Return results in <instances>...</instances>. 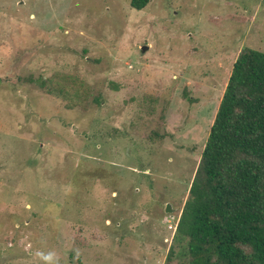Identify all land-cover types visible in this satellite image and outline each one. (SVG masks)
I'll return each mask as SVG.
<instances>
[{"label":"rangeland","instance_id":"obj_1","mask_svg":"<svg viewBox=\"0 0 264 264\" xmlns=\"http://www.w3.org/2000/svg\"><path fill=\"white\" fill-rule=\"evenodd\" d=\"M243 47L264 0H0V264H164Z\"/></svg>","mask_w":264,"mask_h":264},{"label":"trees","instance_id":"obj_2","mask_svg":"<svg viewBox=\"0 0 264 264\" xmlns=\"http://www.w3.org/2000/svg\"><path fill=\"white\" fill-rule=\"evenodd\" d=\"M164 264H264V51L232 65Z\"/></svg>","mask_w":264,"mask_h":264},{"label":"built area","instance_id":"obj_3","mask_svg":"<svg viewBox=\"0 0 264 264\" xmlns=\"http://www.w3.org/2000/svg\"><path fill=\"white\" fill-rule=\"evenodd\" d=\"M177 223H178V220H177V222H175V221H174V222H172V220H170V223H169V225H168V226H169L170 228H172V226H173V224H174V226H173V227H174V230H176Z\"/></svg>","mask_w":264,"mask_h":264},{"label":"water","instance_id":"obj_4","mask_svg":"<svg viewBox=\"0 0 264 264\" xmlns=\"http://www.w3.org/2000/svg\"><path fill=\"white\" fill-rule=\"evenodd\" d=\"M147 48L148 47L144 45V46H142L141 51L144 52ZM169 210H170V207H169V205H167L166 206V211H169Z\"/></svg>","mask_w":264,"mask_h":264},{"label":"clouds","instance_id":"obj_5","mask_svg":"<svg viewBox=\"0 0 264 264\" xmlns=\"http://www.w3.org/2000/svg\"><path fill=\"white\" fill-rule=\"evenodd\" d=\"M49 257H45V259H48Z\"/></svg>","mask_w":264,"mask_h":264}]
</instances>
